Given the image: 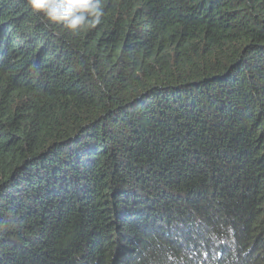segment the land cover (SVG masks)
Here are the masks:
<instances>
[{
	"label": "trees",
	"instance_id": "obj_1",
	"mask_svg": "<svg viewBox=\"0 0 264 264\" xmlns=\"http://www.w3.org/2000/svg\"><path fill=\"white\" fill-rule=\"evenodd\" d=\"M0 0V264H264V0Z\"/></svg>",
	"mask_w": 264,
	"mask_h": 264
},
{
	"label": "clouds",
	"instance_id": "obj_2",
	"mask_svg": "<svg viewBox=\"0 0 264 264\" xmlns=\"http://www.w3.org/2000/svg\"><path fill=\"white\" fill-rule=\"evenodd\" d=\"M32 10L43 12L55 23L73 31L82 26L95 27L103 15L101 0H27Z\"/></svg>",
	"mask_w": 264,
	"mask_h": 264
}]
</instances>
